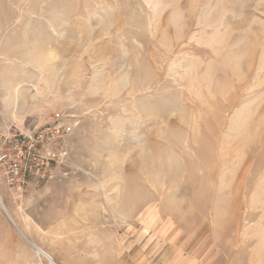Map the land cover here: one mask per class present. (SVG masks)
Here are the masks:
<instances>
[{"label":"rangeland","instance_id":"374dc122","mask_svg":"<svg viewBox=\"0 0 264 264\" xmlns=\"http://www.w3.org/2000/svg\"><path fill=\"white\" fill-rule=\"evenodd\" d=\"M57 123L0 179L56 264H264V0H0V146ZM0 264H51L1 206Z\"/></svg>","mask_w":264,"mask_h":264},{"label":"built area","instance_id":"2783aa9c","mask_svg":"<svg viewBox=\"0 0 264 264\" xmlns=\"http://www.w3.org/2000/svg\"><path fill=\"white\" fill-rule=\"evenodd\" d=\"M70 129L57 123L6 137L5 146H0V179L12 190L22 189L28 180H49L54 167L67 157V152L56 144Z\"/></svg>","mask_w":264,"mask_h":264},{"label":"bare ground","instance_id":"6f19581e","mask_svg":"<svg viewBox=\"0 0 264 264\" xmlns=\"http://www.w3.org/2000/svg\"><path fill=\"white\" fill-rule=\"evenodd\" d=\"M0 206L5 213L6 217L11 221L12 225L16 228V230L21 234L22 237L28 241V243L34 248V250L43 258H45L48 262L51 264H56L53 260V258L46 252L44 251L40 246L36 245L33 241L29 239V237L25 234V232L20 228V226L16 223V221L13 219L11 216L7 206L4 204L2 199L0 198Z\"/></svg>","mask_w":264,"mask_h":264},{"label":"crops","instance_id":"0c3cea01","mask_svg":"<svg viewBox=\"0 0 264 264\" xmlns=\"http://www.w3.org/2000/svg\"><path fill=\"white\" fill-rule=\"evenodd\" d=\"M9 210V209H8ZM10 212V211H9ZM11 214V213H10ZM12 216V215H11Z\"/></svg>","mask_w":264,"mask_h":264}]
</instances>
